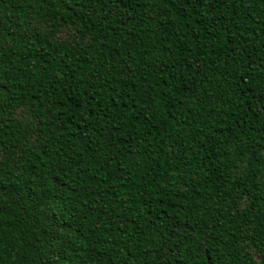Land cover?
Returning <instances> with one entry per match:
<instances>
[{"label": "trees", "instance_id": "16d2710c", "mask_svg": "<svg viewBox=\"0 0 264 264\" xmlns=\"http://www.w3.org/2000/svg\"><path fill=\"white\" fill-rule=\"evenodd\" d=\"M0 264H264V0H0Z\"/></svg>", "mask_w": 264, "mask_h": 264}]
</instances>
